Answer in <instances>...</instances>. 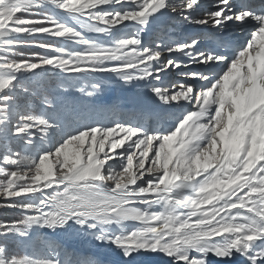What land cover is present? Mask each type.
Wrapping results in <instances>:
<instances>
[{
	"label": "snow or ice",
	"instance_id": "6c2138e0",
	"mask_svg": "<svg viewBox=\"0 0 264 264\" xmlns=\"http://www.w3.org/2000/svg\"><path fill=\"white\" fill-rule=\"evenodd\" d=\"M0 201V264H264V0H0Z\"/></svg>",
	"mask_w": 264,
	"mask_h": 264
},
{
	"label": "rangeland",
	"instance_id": "374dc122",
	"mask_svg": "<svg viewBox=\"0 0 264 264\" xmlns=\"http://www.w3.org/2000/svg\"><path fill=\"white\" fill-rule=\"evenodd\" d=\"M104 79L106 80V87H112V85H114V83L111 82V81H113L111 79V77H104ZM125 87H126V89L132 88L131 85H127ZM116 88H120V87H116ZM126 91H129V90H126ZM132 91H135L137 93L142 94L144 92V89L142 87H136V88H132ZM119 99H121V98H119ZM2 202L3 201H0V203H2ZM7 210H10L12 212L5 213V211H7ZM0 211H1V213H0V220L12 219V218L16 217L17 215H19V213H17L16 211H13V210L7 209V208H0ZM61 242L65 246H67L69 248H75L77 251L84 250V251L88 252L87 254H90V253H98L99 252V249L92 248L90 245L81 244L78 241H76L74 238H72L70 236H67V235H65V236H63L61 238ZM88 248H90V249H88ZM84 251H81V253L85 254Z\"/></svg>",
	"mask_w": 264,
	"mask_h": 264
},
{
	"label": "bare ground",
	"instance_id": "6f19581e",
	"mask_svg": "<svg viewBox=\"0 0 264 264\" xmlns=\"http://www.w3.org/2000/svg\"><path fill=\"white\" fill-rule=\"evenodd\" d=\"M203 2L205 3V5H207L209 0H203ZM200 29L202 30L203 33H206L209 37L211 36L210 27L209 28H200ZM82 83H86V81H84ZM110 89H111V87H105V91H104V93H102V96L105 97L106 102H109V103L113 102V101H119V103L121 104L124 101V102L130 103L131 104L130 107H131L133 104L134 98L137 97L138 95H140V93H137L135 91L130 92V91L122 90V91H119L118 93L116 91L115 95L112 96L111 94H109ZM119 98H121V99H119ZM125 109H128V108H125ZM88 249H90V248H88ZM98 253L101 254L102 258L104 260H107V261L117 259V257L110 250H107L103 247L99 249Z\"/></svg>",
	"mask_w": 264,
	"mask_h": 264
},
{
	"label": "trees",
	"instance_id": "16d2710c",
	"mask_svg": "<svg viewBox=\"0 0 264 264\" xmlns=\"http://www.w3.org/2000/svg\"><path fill=\"white\" fill-rule=\"evenodd\" d=\"M9 212H12V211H10V210L5 211V213H9ZM0 213H1V211H0ZM6 215H7V214H6Z\"/></svg>",
	"mask_w": 264,
	"mask_h": 264
}]
</instances>
